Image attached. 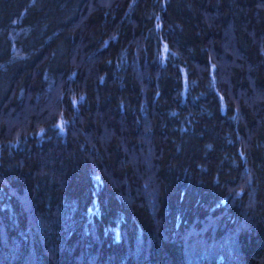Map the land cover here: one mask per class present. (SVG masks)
<instances>
[{
  "label": "trees",
  "instance_id": "1",
  "mask_svg": "<svg viewBox=\"0 0 264 264\" xmlns=\"http://www.w3.org/2000/svg\"><path fill=\"white\" fill-rule=\"evenodd\" d=\"M0 264H264V0H0Z\"/></svg>",
  "mask_w": 264,
  "mask_h": 264
}]
</instances>
